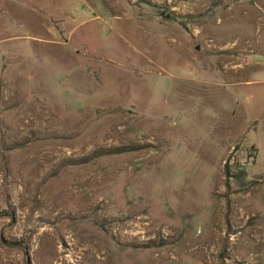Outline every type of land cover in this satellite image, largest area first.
Instances as JSON below:
<instances>
[{"label":"rangeland","instance_id":"obj_1","mask_svg":"<svg viewBox=\"0 0 264 264\" xmlns=\"http://www.w3.org/2000/svg\"><path fill=\"white\" fill-rule=\"evenodd\" d=\"M0 221V264H264V0H0Z\"/></svg>","mask_w":264,"mask_h":264},{"label":"bare ground","instance_id":"obj_2","mask_svg":"<svg viewBox=\"0 0 264 264\" xmlns=\"http://www.w3.org/2000/svg\"><path fill=\"white\" fill-rule=\"evenodd\" d=\"M28 117V116H27ZM29 118V117H28ZM25 120V117H18V121H20V122H23ZM29 122V121H28ZM18 128V127H17ZM25 128H26V126H25ZM26 160V159H25ZM49 198V197H48ZM51 200V199H50ZM53 200V199H52ZM55 201V200H54ZM54 201H51V202H54ZM2 223V221H0V224Z\"/></svg>","mask_w":264,"mask_h":264},{"label":"trees","instance_id":"obj_3","mask_svg":"<svg viewBox=\"0 0 264 264\" xmlns=\"http://www.w3.org/2000/svg\"><path fill=\"white\" fill-rule=\"evenodd\" d=\"M123 150H127V149H123Z\"/></svg>","mask_w":264,"mask_h":264}]
</instances>
